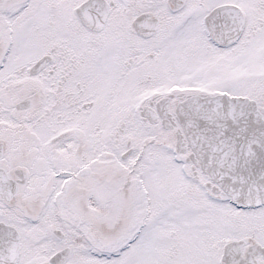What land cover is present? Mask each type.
I'll list each match as a JSON object with an SVG mask.
<instances>
[{
  "label": "snow or ice",
  "instance_id": "6c2138e0",
  "mask_svg": "<svg viewBox=\"0 0 264 264\" xmlns=\"http://www.w3.org/2000/svg\"><path fill=\"white\" fill-rule=\"evenodd\" d=\"M0 264H264V0H0Z\"/></svg>",
  "mask_w": 264,
  "mask_h": 264
}]
</instances>
